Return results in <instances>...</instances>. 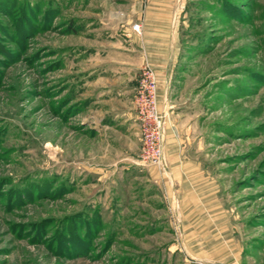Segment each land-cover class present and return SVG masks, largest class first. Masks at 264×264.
<instances>
[{
    "label": "rangeland",
    "instance_id": "obj_1",
    "mask_svg": "<svg viewBox=\"0 0 264 264\" xmlns=\"http://www.w3.org/2000/svg\"><path fill=\"white\" fill-rule=\"evenodd\" d=\"M177 1L174 54L165 36L129 72L112 50L135 46L130 23L96 18L130 0H0V264H184L176 210L210 202L237 264H264V0ZM146 69L157 136L138 120ZM127 112L130 130L103 129Z\"/></svg>",
    "mask_w": 264,
    "mask_h": 264
},
{
    "label": "crops",
    "instance_id": "obj_2",
    "mask_svg": "<svg viewBox=\"0 0 264 264\" xmlns=\"http://www.w3.org/2000/svg\"><path fill=\"white\" fill-rule=\"evenodd\" d=\"M177 0H130L128 3V11L123 10L122 8H114L109 5V7L103 8L106 11H102L104 17L96 18L100 21L103 26L106 27L108 35L113 36L115 30V24L119 22L122 24H129V28H123L121 31L123 35L128 37L129 35L135 39V46L123 47L122 49L112 50V57L116 55L126 56L130 58L128 62H122L128 66L124 67L129 72L136 71L140 67V55L146 53V50L151 54L158 52L160 53L159 44L162 38H165L167 41V49H169L171 55L174 54V41L170 40V33H173L172 26L176 21V6ZM172 7L171 13L169 9ZM117 13V14H116ZM112 20V21H111ZM167 30L166 34L164 32V24L162 26L159 22H166ZM159 23V24H157ZM135 24L140 25L141 38H156V41L159 40L158 46L154 43H150L144 48L139 46L136 34L131 31V27ZM154 44V45H153ZM140 47V48H139ZM149 47V48H148ZM148 48V49H147ZM120 50V51H117ZM125 59V58H124ZM123 59V60H124ZM150 61L151 58L149 57ZM164 59V58H163ZM122 60V61H123ZM165 61V60H164ZM153 64V62H151ZM165 62L161 63L164 65ZM159 66V68H160ZM124 80H131L132 74L127 77L123 76ZM99 95L104 97L105 89H110L114 83L105 84L103 82L98 83ZM108 96L109 102L115 98L117 95L109 91ZM129 90H126L125 93H129ZM112 93V94H111ZM160 100V97H159ZM161 106V105H160ZM163 108V107H162ZM160 108L162 112L164 109ZM162 109V110H161ZM133 117V112H127L125 117L122 118L119 123L111 124L103 122V129L107 127L115 128L117 125L127 127L124 131L130 130L132 126L128 124L131 122ZM168 163V162H167ZM177 163V162H176ZM172 162L169 160L168 172L171 178L174 175L172 172ZM219 203H195V204H182L177 208L176 212L179 214L180 220H178V227L183 229V242L185 244V253L184 254V264H237V258H239V248L238 243L233 237L232 227L230 226L229 219L226 215L221 214ZM175 212V213H176ZM226 239V240H224ZM234 261L236 263H234Z\"/></svg>",
    "mask_w": 264,
    "mask_h": 264
},
{
    "label": "built area",
    "instance_id": "obj_3",
    "mask_svg": "<svg viewBox=\"0 0 264 264\" xmlns=\"http://www.w3.org/2000/svg\"><path fill=\"white\" fill-rule=\"evenodd\" d=\"M131 31L139 35L140 26L138 24L133 25ZM143 76L144 78L139 92L140 96L136 101L138 120L146 127V130L152 129V136H157L163 130L165 113L163 111L161 112L157 107V84L153 71L146 69ZM163 147L164 140L159 143V152L161 154L155 160L161 167L165 168V162L163 160L164 154L162 153Z\"/></svg>",
    "mask_w": 264,
    "mask_h": 264
},
{
    "label": "bare ground",
    "instance_id": "obj_4",
    "mask_svg": "<svg viewBox=\"0 0 264 264\" xmlns=\"http://www.w3.org/2000/svg\"><path fill=\"white\" fill-rule=\"evenodd\" d=\"M163 160H164V162H165V167H166V160H165V156L163 157Z\"/></svg>",
    "mask_w": 264,
    "mask_h": 264
}]
</instances>
